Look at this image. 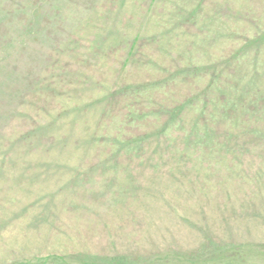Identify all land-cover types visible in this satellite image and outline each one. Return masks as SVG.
Instances as JSON below:
<instances>
[{
  "label": "rangeland",
  "instance_id": "obj_1",
  "mask_svg": "<svg viewBox=\"0 0 264 264\" xmlns=\"http://www.w3.org/2000/svg\"><path fill=\"white\" fill-rule=\"evenodd\" d=\"M0 264H264V0H0Z\"/></svg>",
  "mask_w": 264,
  "mask_h": 264
}]
</instances>
